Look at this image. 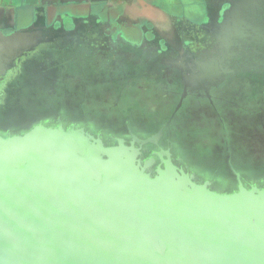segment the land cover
<instances>
[{
  "label": "water",
  "instance_id": "1",
  "mask_svg": "<svg viewBox=\"0 0 264 264\" xmlns=\"http://www.w3.org/2000/svg\"><path fill=\"white\" fill-rule=\"evenodd\" d=\"M0 264H264V0H0Z\"/></svg>",
  "mask_w": 264,
  "mask_h": 264
}]
</instances>
